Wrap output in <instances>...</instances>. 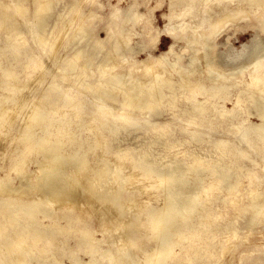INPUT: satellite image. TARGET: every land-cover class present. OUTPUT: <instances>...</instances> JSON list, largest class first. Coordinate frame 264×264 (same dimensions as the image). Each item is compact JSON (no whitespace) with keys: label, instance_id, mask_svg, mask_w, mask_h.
Listing matches in <instances>:
<instances>
[{"label":"bare ground","instance_id":"bare-ground-1","mask_svg":"<svg viewBox=\"0 0 264 264\" xmlns=\"http://www.w3.org/2000/svg\"><path fill=\"white\" fill-rule=\"evenodd\" d=\"M26 1L0 0V26L10 34L6 40L0 36V146L5 156L15 157L8 168L1 167L0 264H62L54 251L67 245L68 239L59 235L70 230L78 241V250L68 247L72 264H143L134 251L139 240L154 242L142 250L146 264H197L204 255L224 254L229 239L218 244L213 239L229 233L236 237L240 228L218 226L225 219L213 213L219 201H230L228 208L238 218L253 212L245 227L254 228L264 217L263 196L256 197L253 188L250 201L239 208L234 194L241 178L262 183L259 163L249 150L254 145L264 160L263 38L256 36L236 55L225 54L226 64L217 69L210 61L223 56L215 40L228 22L253 17L264 34V0H168L164 29L155 35L144 31L148 42L134 46L135 36L144 39L137 30L143 17L135 0L124 14L118 8L112 13L108 30L115 27L119 33L110 36V48L90 28L96 17L91 6L102 8L100 0L90 1L89 12L82 5L89 0H72L70 21L55 12L58 0H35L29 27L35 46L21 51L19 21L30 14ZM60 27V32L74 29L71 48L76 54L47 72L43 58L55 59L69 47L54 46L63 34L48 35L49 28ZM93 37V44L84 43ZM161 37L171 38L169 55L179 47L191 48L188 63L176 66L170 59L157 64L148 55L147 65L124 68L123 51L136 55L150 44L156 49ZM95 61L99 77L92 82L96 72L89 68ZM31 80L46 88L31 97L21 94L33 88ZM197 94L201 98L192 100ZM252 116L260 123L250 121ZM121 132L125 135L118 138ZM218 132L233 138H214ZM131 137L140 142L138 147H123ZM247 160L252 168L246 167ZM134 183L138 185L129 191ZM215 190L218 197H210ZM82 200L99 213L102 230L92 225L94 218L82 219L74 211ZM61 220L67 225H60ZM78 251L89 260L81 261Z\"/></svg>","mask_w":264,"mask_h":264},{"label":"rangeland","instance_id":"rangeland-1","mask_svg":"<svg viewBox=\"0 0 264 264\" xmlns=\"http://www.w3.org/2000/svg\"><path fill=\"white\" fill-rule=\"evenodd\" d=\"M5 2H11V0H2ZM59 1V5L57 6V9L55 12L61 13L64 15L65 19H68L69 21L71 20L72 14H71V7L73 5L72 0H58ZM89 2H83L82 5H85L86 7L84 8V12H89ZM163 1V2H162ZM35 0H27L25 2L24 7L29 9L30 14L28 15L26 20H20L19 22V30L21 32V34H23L22 36L19 37V43L18 46L20 48L21 51L25 50L27 46L31 45V46H35V40L33 39V36L31 34V32L29 31V27L32 23L33 20V11L35 8V4H34ZM100 2L103 4V7H97L91 6V9H93V11L96 13V17L92 20V22L90 23V28H94L95 29V34L99 33L98 37L101 36L102 38V44H106L107 48H110L108 46H110L109 43V39L110 36L113 35H118V28H112L111 30H108V25L111 22V15L112 13L115 11V9H119V15L124 14L128 8L130 7V5H132L135 0H122L121 2H119V0H100ZM160 3H164L163 6L161 7ZM169 1L168 0H138V13L140 15H142L143 19L141 20L137 30L138 32H141L144 39L139 38L138 36L134 37V40L132 41V45L136 46L137 43L139 42L146 44V41L148 42L149 37L146 36L144 31H148L151 30L150 35H155L157 32V30H163L165 25L168 23L166 15L169 14L170 12V8H169ZM254 23V18L250 17V18H246V19H235V21H231L228 22L223 28H219L220 30L218 32H221L219 38H217L215 40V44L217 43V49L216 51H218V53H223L221 56L220 54L218 55L219 57H214L211 61H210V67L214 70L217 69L218 67L226 64V61L228 59V57L225 56V54H227L228 52L230 53V55H236L238 54V51H241L242 47L244 45L247 46H251L252 44V40L258 36L259 39H261L262 42H260L261 44L264 43V34L261 31L260 27L253 24ZM62 26V25H60ZM150 28V29H149ZM48 35L50 38L52 37H60L61 34H63V38L60 39L56 45H54L56 48L57 47H68L67 51H63L62 49L58 52V55L55 59H51L50 57L43 58V62H44V66L46 67L45 69L47 70V72L49 70H55L58 66H65L64 62L67 59H71L75 56V50L76 48H71V45L75 42L72 40L71 42V37L73 35V31L74 29H70L67 30L64 29L62 32H60L62 30V28H58L55 30H52L51 28L48 29ZM6 34V35H5ZM0 36L2 40H6L7 37L10 36L8 30H6L5 26H0ZM12 36H15V33L12 34ZM6 38V39H4ZM97 39V38H96ZM87 41H89L90 43H94L95 38L93 37L90 40L84 39V43H86ZM171 38L169 37H164V38H160V42L159 44L156 46V49L152 47V44L148 45L147 48L145 49V51L139 52L136 55H132L129 54L125 51H123L121 54L124 56V60H125V66L124 68H129L131 67L130 64H135V66L137 65H142L144 63V60H146L148 58V55L151 56V60L155 61L157 64L159 63H166L167 61H170V59L172 61H174V64L176 66H181L183 63H186L187 61H189L190 56L192 55L193 50L191 48H186L185 50H181V48H177L175 50L174 54H170V46H171ZM4 43V42H3ZM2 43V44H3ZM92 43V44H93ZM229 44H231V48H229ZM181 46L183 44H180ZM246 49V48H245ZM89 50H92V47L89 48ZM251 50V54H252V48H247V51ZM104 51H106V48H104ZM247 52V53H249ZM115 55V54H114ZM174 55V56H173ZM217 55V54H216ZM58 58V59H57ZM132 60V61H131ZM120 61V60H119ZM83 62V56L79 59L76 60V63L78 65H82ZM97 62L95 61L91 67L89 68V71H95L96 74L93 77H90L89 80H91L92 82L95 81L97 79V77H99L98 74V70H97ZM130 63V64H129ZM173 63V62H172ZM188 63V62H187ZM186 63V64H187ZM143 65H147V64H143ZM231 66V65H230ZM228 68H231V67ZM143 67H141L137 72V74H140L142 71ZM42 70H44L42 68ZM45 72V73H47ZM41 72L39 73H35L36 75H39ZM61 76V74L59 75V77ZM61 78V77H60ZM22 80H28L22 77ZM30 80V79H29ZM31 86H29V88H32L28 91V89H24L21 91V94H25L29 97L32 96V94H36L37 92L43 91L44 88H46L45 84H40L38 85L37 83L35 84V82H33L31 80ZM35 84V85H33ZM71 85V83H70ZM67 88V86H66ZM77 88V87H76ZM75 88V89H76ZM60 93V92H59ZM58 93V94H59ZM90 99V96L87 97V99ZM201 95H193L192 100L194 99H200ZM222 103V102H221ZM60 103H58L59 105ZM226 106L228 108H232V104L230 102L226 103ZM15 115H18L15 114ZM23 114L21 113L19 116H22ZM150 115V114H149ZM147 115V116H149ZM145 116V115H143ZM252 122H259L258 118H256L255 116H252L251 120ZM260 123V122H259ZM171 129H175V126L172 125ZM144 132V131H143ZM16 132L13 131L12 134H15ZM123 135H125V133L121 132L118 135V138H121ZM214 138L217 139H229V138H233V137H229L227 135H225L223 132H218V133H214ZM109 141H114V143H118L116 141L117 140L115 137H111V139ZM140 144V142H139ZM138 140H136L134 137H131L127 142H123L121 145L124 147L126 145H130L132 148L138 147ZM261 144V143H259ZM190 147H197V145H189ZM180 148H176L175 151L178 152ZM159 150V149H158ZM134 151V149H133ZM250 156L256 160L257 163H259L258 169L256 170L258 172V174L261 176V185L257 186L258 184H250L249 180L247 178H241V184H239L238 188H237V193H235V199L238 201L237 203V207H243L248 201H250L251 197L249 196L251 189L253 188H257L258 190V196L256 197H261L264 198V160L262 158V153L260 151H258L255 146L253 145V148H251L250 150ZM4 151L1 149L0 146V181H2V179L5 178V174L4 171L1 169V167H6L9 166L13 161H15V157L14 158H10L8 156H5ZM3 155V156H2ZM93 155V154H92ZM95 156H90V158H94ZM31 162H29L30 168L34 169V165H33V159L34 157H30ZM109 159H114V156H109ZM246 167H250L252 168V163L247 160L245 162ZM131 163L130 165H128V169L131 167ZM252 166V167H251ZM255 173V172H254ZM85 173H83L82 175H85ZM11 178H13L15 176L14 172L10 173ZM191 177V176H190ZM192 178V177H191ZM190 178V179H191ZM232 181H236V178H232ZM17 182V183H16ZM114 184V183H113ZM116 184V183H115ZM14 185L15 186H19L20 182L19 180H15L14 181ZM138 184L134 183L133 186L130 188L129 191H131L133 188H135ZM218 191H212L210 194V197H218ZM227 192L224 190L222 193H220V197H222L224 194H226ZM125 194V193H124ZM260 198V199H261ZM23 201V200H22ZM224 201H219L218 203H216V205L213 206V213L214 215H219L222 213V216L225 219H219L218 220V226L224 223L226 224H233V225H238L240 228L237 231V236L236 237H232V233L226 234V235H218L215 237V239H213V244H218L220 243L222 240L225 239H229V242L227 243L228 246H230V248H227V250L224 252V254H219L213 257H208L206 255H204V257H200L196 262L197 264H264V217H260L259 218V222L254 226V228L250 229L249 227H245V223L248 221V219L253 215V212H250L249 214H246L244 217L242 218H238L239 216L237 215V212L233 209V208H228L229 206V202L228 201L226 204L223 203ZM156 203H161V202H156ZM157 204V205H158ZM139 205V204H138ZM160 205V204H159ZM227 205V207L225 206ZM134 208H137V204L134 205ZM56 208H60L61 206H55ZM88 205L87 203L82 200L79 204H77L76 206L73 207L75 212L80 213V217L82 219H89L94 218L92 220V225L95 226L96 229L102 230L98 223H97V217L99 216V213L94 212V209H90L87 208ZM50 208H54V206L50 207ZM71 208V206H70ZM84 209H86L87 211H84ZM221 209L223 211H221ZM71 210V209H70ZM46 220V221H45ZM44 222L45 223H49L51 221L50 218L45 219ZM60 225H67L66 220H61L59 222ZM213 228V227H212ZM222 228V227H220ZM15 230L14 227L10 228V232H13ZM98 237L100 239H102V234L101 231H99ZM112 235H116L111 234ZM76 233L73 230H70L69 232H65L64 234L59 235V238H62V240L68 239L67 241V245L63 244L61 247H57L56 250L54 251L55 253H57V255L59 256V259L61 261L62 264H72V256L70 257L69 255V249L68 247H71V250H78V245H77V238H75ZM136 236H139V233L136 234ZM110 236L106 235V238L108 239ZM241 238V239H239ZM186 242V241H185ZM144 245H142V244ZM154 242H152L151 244L148 242H142L141 240H139L138 244H139V248L134 250L135 254L137 256V258L139 259V261H141L143 264H146L143 260V248L149 247V245H153ZM42 243H40L41 245ZM59 244V243H58ZM142 245V246H140ZM104 247H109L108 245H105ZM142 251V252H141ZM79 253V259H81V261L83 262H87L89 260V255L86 254L84 251H78ZM134 253V252H133ZM204 253V252H203ZM140 256V257H138ZM222 256V257H221ZM141 259V260H140ZM141 264V263H139Z\"/></svg>","mask_w":264,"mask_h":264}]
</instances>
